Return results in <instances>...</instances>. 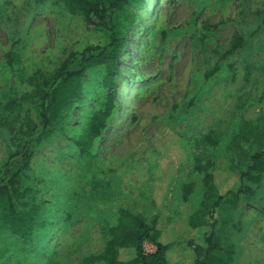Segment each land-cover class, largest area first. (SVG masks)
Returning a JSON list of instances; mask_svg holds the SVG:
<instances>
[{"label": "rangeland", "instance_id": "rangeland-1", "mask_svg": "<svg viewBox=\"0 0 264 264\" xmlns=\"http://www.w3.org/2000/svg\"><path fill=\"white\" fill-rule=\"evenodd\" d=\"M143 1L129 8L101 133L76 144L107 95L95 65L33 148L19 186L32 227L22 238L0 219V264H100L83 258L102 250L119 207L156 217L168 264H191L186 241L205 245L210 231L232 264H264V171L242 177L252 193L225 192L264 153V0ZM87 28L60 0H0V169L36 119L38 85Z\"/></svg>", "mask_w": 264, "mask_h": 264}, {"label": "trees", "instance_id": "trees-1", "mask_svg": "<svg viewBox=\"0 0 264 264\" xmlns=\"http://www.w3.org/2000/svg\"><path fill=\"white\" fill-rule=\"evenodd\" d=\"M71 12H80L87 25V31L76 41L73 48L49 77H46L37 87V116L24 132L21 147L10 153L0 169V219L10 221L12 232L25 238L30 234L33 211H25L20 191V175L27 167L33 154V148L55 130L59 115L63 107H68L79 91V79L84 72L95 65H104L106 75L104 84L107 87L103 109L92 113L86 130L79 136L76 144L85 150L105 126L106 119L114 107V78L118 74V61L124 47L126 33L132 24L130 6H141L143 0H60ZM240 46L239 38L231 46V53ZM226 53V54H227ZM9 63L15 59V54H5ZM209 163L198 167L206 170ZM264 153L252 156V164L240 177V184L236 191L228 189L226 194L233 193L235 200L240 194L253 192L246 185L242 177L258 181L264 171ZM208 176V175H205ZM247 188L248 193L243 192ZM189 192V186L184 185L182 195L184 199ZM223 195L220 196V200ZM219 199L217 200L219 202ZM228 201L231 199H227ZM216 202L215 204H218ZM148 241L155 249L146 252L143 242ZM203 242L192 243L186 241L193 255L191 264H232L233 253L230 249L220 245L214 238L212 231L206 234ZM171 244L161 239L157 227L156 217L146 218L132 213L125 207L117 210L116 222L109 228V238L102 250L94 255L83 258L88 263L100 264H168ZM122 250H129L124 254ZM127 255V256H124Z\"/></svg>", "mask_w": 264, "mask_h": 264}]
</instances>
